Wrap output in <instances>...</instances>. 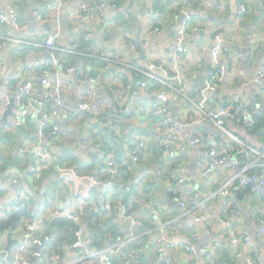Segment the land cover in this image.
<instances>
[{
    "label": "built area",
    "instance_id": "1",
    "mask_svg": "<svg viewBox=\"0 0 264 264\" xmlns=\"http://www.w3.org/2000/svg\"><path fill=\"white\" fill-rule=\"evenodd\" d=\"M72 1L46 0L44 5L34 3L30 10L32 20L41 28L35 34L36 38L40 37V42L27 38L29 24L24 20L16 0L5 1V10L0 11V26L4 27L6 34H0V53L13 47L15 53L22 56L24 46L28 45L43 49L44 54L31 59L19 73L12 75H7L9 63L0 54V122L13 105L11 116L4 126L5 132H16L21 127L29 129L35 123L41 142L48 140L71 151L78 144L93 149L103 164L87 174L79 172L75 166L59 165L60 156L51 150V145L43 147L39 142L23 140L16 149V155L18 158L33 159L29 165V177L33 176L36 181L42 176L43 168L52 163L56 164L58 175L63 180L72 178L85 184L88 194L99 190L106 210H118L127 232L121 233L115 242L102 250L94 249L91 239L85 238L83 224L88 205L75 208L52 204L48 214L35 215L24 222L19 228L21 236L18 244L5 255L2 254L6 248L0 250V264H38L30 260L28 253L31 247L38 248L39 231L55 217H65L77 226L75 241L70 246L75 256L64 264H115L119 257L126 259V264H134L125 249L130 243L140 244L143 233L138 232L145 228L147 222L131 206L123 201L115 203L109 195L115 184L121 183L125 176L135 171L134 166L147 159L149 154H154V151L172 160L174 172L168 180L170 187L167 197L186 211L198 208L201 203L200 191L197 186L188 184L182 161L191 153L197 157L196 164L202 177L208 179L216 176L218 186L210 197L221 200L224 207L233 211L239 209L240 190L250 189L253 195L261 196L264 200V153L257 152L227 128L230 119L237 126L254 128L260 111L244 108L241 103L214 106L213 101L210 102L209 94L217 92L218 84L228 73L225 57L229 50L219 44V32L214 34L216 43L209 50L211 68L205 74V88H192L186 78L188 68L184 56H188L189 48L185 40L192 32L203 29L194 23V17L186 9L184 0H181L179 13L181 25L162 61L143 59L137 50L135 35L119 40L120 44L127 46L126 51H121L117 45L96 43L91 27L93 24L99 30L117 25V20L105 17L107 11H117L118 16L128 15L120 10L116 1L78 0L76 10L69 16L73 27L70 30L62 21L64 8ZM251 1L237 0L238 18L246 16ZM150 4L149 13L155 19L151 18L154 23L144 29L143 40L141 36L144 50L148 48L153 34L163 33L161 27L155 26L157 14L154 4ZM206 7L208 10L224 9L226 1L208 0ZM66 31L68 35H65ZM81 33H84V43L90 44L88 53L78 49ZM132 50L135 52L129 54ZM206 50L204 47L203 51ZM91 60L101 65L93 66ZM114 72H127L129 80L123 82ZM256 81L264 83V61ZM207 123L217 129V134L211 136L198 130ZM124 126L131 128L132 134L126 139L125 153L119 160L114 151L107 149L100 134L108 133L113 140L120 141L124 138ZM229 143L235 144L230 151ZM250 153L254 157L251 158ZM145 174L140 172L139 178L143 179ZM23 176L24 173L17 169L5 177L7 189L15 197L11 204L2 203L0 194V219H4L17 205L29 200L34 193L31 190L30 195L20 187ZM150 204L163 207L166 201L160 198ZM159 213L160 210L155 209L151 221L155 224L153 245L162 264H173L177 252L193 258L197 256L195 243L201 239V235L194 234L189 244L175 240L176 224L174 221H162ZM193 217L197 222L209 223L207 215L194 213ZM254 222L258 226L257 237L264 239V218L256 217ZM205 231L211 232L208 227ZM230 235L234 245L242 240L248 253H251L253 240L250 235L240 236L234 229L230 230ZM3 238L5 236L0 233V243ZM202 253L210 257L213 254L207 249H203ZM251 255L258 257L257 252ZM36 256L39 257L40 253ZM59 257H52L50 264H59ZM251 260L249 257L248 263L253 264Z\"/></svg>",
    "mask_w": 264,
    "mask_h": 264
},
{
    "label": "crops",
    "instance_id": "2",
    "mask_svg": "<svg viewBox=\"0 0 264 264\" xmlns=\"http://www.w3.org/2000/svg\"><path fill=\"white\" fill-rule=\"evenodd\" d=\"M5 1L0 0V11L5 10ZM89 1L94 2L95 0ZM113 1L117 2V0ZM184 1L186 2V9L194 17V23L203 29L200 32H192L185 40V45L189 48L188 56H184V61L188 68L186 78L189 86L192 88L203 87L201 82L204 81L205 83V74L211 68L209 50L216 43L213 36L216 32H219V44L224 45L229 50L225 57L228 73L218 84L217 92L214 95L209 94L210 102L213 101L214 106L222 103H241L244 108L255 107V105L256 107L261 106L263 108L264 83H258L256 77L264 61V2L262 0H252L249 12L245 17L240 19L237 13V0H225L226 7L217 10L207 9L206 1L208 0ZM30 2L31 0H16L23 13L24 20L29 24L27 38L36 41L40 37L36 38L35 34H38L41 28L32 20L30 9L33 7V3L31 4ZM151 2L154 4L157 14L155 26L161 27L163 33L151 36L148 48L143 49L145 56H142L138 48V42L141 45V36L143 40L144 29L147 25L154 23V21L151 22V18L155 19V16L149 13ZM78 3V0H73L64 8L63 20H65L66 24L63 25H67L68 28L73 29L69 16L72 11L76 10ZM181 7V0H123L119 8L121 11H126L128 15L118 16L117 11H107L105 17L108 16L117 20V25L99 30L93 24L91 27L95 34L94 39L97 44L105 46L117 45L121 51H126L128 49L127 46L120 44L119 40L121 37L135 35L137 50L143 59L165 60L167 51L174 41L175 33L181 25V16L179 14ZM238 20L240 22L237 26L238 29H236L235 24ZM139 23L141 31L139 38H137ZM47 28L50 29V26H47ZM4 31H6L4 27H1L0 34L4 33ZM24 47L22 56H18L13 47L0 53L6 57L9 63L7 75L19 73L28 65L31 59L39 58L44 54V50L41 48L28 45ZM204 47L207 48L206 51H203ZM134 52L132 50L128 53ZM10 116L11 114L8 116V120ZM7 123L8 121L5 122L4 118L0 122V148H3L2 144L5 145L2 142L1 133L4 132V126ZM202 127L205 128L204 134L211 136L217 134V129L210 123L204 124ZM227 128L237 138L243 142H248L257 152L264 153V139L250 135L246 127L237 126L232 119L228 121ZM27 130L25 132H29ZM122 130L123 139H128L132 134V129L124 126ZM25 135L12 146L11 155L14 157H17L16 149L18 145L23 140H27L25 139ZM30 142H39L43 147L51 145L50 148L55 154L61 157L64 156V148L59 144L54 145V143L48 140L41 142L39 139H31ZM114 151L116 154L118 153L117 148ZM73 153L75 157H70L69 162L76 164L78 169H80V165L82 164L84 166L82 170L80 169L82 173L87 174L93 172V169H99L98 166L100 164L96 160L93 149L85 148L81 144H78ZM250 156L251 158L254 157L252 153H250ZM196 158V155L191 153L182 158V161L186 167L188 184L190 186H197L200 191L201 203L198 208L186 211L176 202L172 201V199H168L167 190L170 187L168 180L174 171L173 162L163 158L161 155L149 154L147 159H144L135 171L126 176L121 183L115 184L116 187L114 186L109 198L116 203L126 198L124 195L128 194L127 192L132 193L131 197H135L130 199L132 206L135 207L134 200L137 201L139 206V208L135 207L134 210L147 222L145 228L138 232L143 233L140 244L130 243L126 247L128 256L133 260L134 264H162L153 245L155 224L151 221L155 216L154 210L159 209V216H162V221H174L176 224L175 240L189 244L194 234L198 233L201 235V239L195 243L198 252L197 256L193 258L190 255L177 252L173 258V264H250L248 263L249 257H251L253 264H264V239L260 240L257 237L258 226L254 222L256 217L264 218L263 198L247 193L237 211L224 207L221 204V200L210 197V194L218 186L216 176L214 175L208 179L202 177L198 171ZM0 164L3 163L0 161ZM29 165L30 162L29 164L27 162V165L24 163L23 167L10 163L2 171L0 169L2 203L11 204L14 200L15 195L8 191L5 177L18 169L25 175L21 179L20 187L30 195L31 190L34 191L29 199L31 201L29 202V207H31L33 215L48 214L52 204H57L59 207L73 206L75 208H84L85 204H87L83 223L84 229L86 238L94 240V247L98 248L97 250L108 246L110 240L115 236L118 237L121 233L127 232V228L123 226L120 220L118 210H106L99 190H96L94 194H88L85 191L86 185L72 178H65L64 180L62 178L61 181L54 185H52L53 181L42 179V176L38 177L36 181L33 176L29 177L31 174ZM140 172H146L143 179L139 178ZM135 193H138V195H135ZM160 198L166 201L165 206L161 207L159 205V207L150 204L154 200L155 202L159 201ZM146 205L149 206L146 207ZM194 213L207 215L209 223L195 221L193 217ZM50 222L39 231L37 235L39 239L45 238L48 235ZM207 227L210 229V233L205 231ZM232 229L237 231L240 236H251L253 240L250 248L251 253H248V248L242 240H239L234 245L230 235V230ZM8 235H3L5 238L0 243V250H4L7 247ZM11 235L12 239L19 241L21 230L18 229L15 234ZM95 239L97 241L96 244ZM213 247L215 248L214 250ZM36 248V246L31 247L28 255L30 260H35L38 263ZM203 249L212 252V256L210 257L206 253L203 254ZM255 252L258 253V257L251 255ZM74 254V251L70 247L67 248L63 257L59 255V264L70 262L69 260L75 256ZM115 264H126V259L119 257L115 261Z\"/></svg>",
    "mask_w": 264,
    "mask_h": 264
},
{
    "label": "trees",
    "instance_id": "3",
    "mask_svg": "<svg viewBox=\"0 0 264 264\" xmlns=\"http://www.w3.org/2000/svg\"><path fill=\"white\" fill-rule=\"evenodd\" d=\"M46 0H31V4L33 3H39L41 5L46 4L45 2ZM121 1L123 2V0H117L118 4L121 5ZM32 4V6H33ZM23 16V13H22ZM24 18V17H23ZM70 30H72V28L69 27ZM6 34V33H4ZM83 35L84 33H81V35L79 36L80 38V43H79V50L88 53L90 48H88L90 46L89 43H84L83 41ZM37 41L40 42V39H37ZM94 42V41H93ZM93 66H100L101 63L96 62V60H91ZM115 76L119 79H121L123 82H126L129 80V74L127 72H114ZM258 106V105H257ZM249 110H255V111H260V115L258 117V122L257 125L254 128H247V132L250 135H254L257 136L258 138L264 139V106L263 108H261V106L255 107L251 106L249 108H247ZM199 131L204 132L205 133V128L200 127L198 128ZM26 129L21 127L19 128L16 132L12 131V132H2L1 136H2V142L5 143L2 144L3 148H0V161L3 164H0V169L1 171L10 163H14L17 164V166H22L23 164L27 162L29 164L32 163L33 159L29 158H18V157H14L13 155H11V150H12V146L19 141V139L21 140L22 136L25 135V139L30 140L31 139H38V135H37V126L35 123L31 124V127L27 130L29 132H25ZM32 133V134H31ZM132 133V131H131ZM100 139L106 144L107 149L109 151H114V149H118V153L115 154L118 156L119 160H122L123 156H124V147L127 144V140H120V141H115L112 139V137H110V135L108 133L105 134H100ZM235 144L234 143H229L228 145V151H230L233 146ZM114 146H116V148H114ZM107 150V151H108ZM154 154L156 155H161V153H159L158 151H154ZM75 157L73 151L65 149L64 150V156H60V161L58 162L59 165L61 166H65V165H69V166H75L77 168V170L79 172L82 173V168L84 166H82V164L80 165V169H78L76 164H73L72 162H69L70 157ZM97 162L102 165L103 163L101 161L98 160V155H95ZM66 158V159H64ZM10 160V161H9ZM170 162H172V160H169ZM142 163V161L137 165L134 166V170L140 166V164ZM162 164V163H161ZM98 166V165H97ZM174 169V167H173ZM174 172V171H173ZM172 172V173H173ZM42 179H47L49 181H53L52 185L58 183L59 181H61L62 177L59 175L58 176V172L56 170V164H52L50 163L49 165L45 166L42 170ZM126 177V176H125ZM120 188V187H119ZM128 194L124 195L126 196V198L122 199L121 201H123L124 203H126L127 205L131 206L133 209L135 207L139 208L137 201L134 200V205L135 207L132 206L130 199L135 198V197H131L132 193L127 192ZM247 193H251L250 189H246V190H240L238 191V199L240 201V203H242V201L245 199V195ZM134 194V193H133ZM135 195H138V193H135ZM29 202H31L30 200L27 203H22L20 205H17L16 208H14L12 211H10L6 217L4 219H0V233L1 235L4 234H15L17 232V230L24 224V222L26 220H29L31 218H33V212L31 210V207H29ZM33 215V216H32ZM77 229V226L70 220H68L65 217H55L51 220L50 225H49V232L48 235L45 238L39 239V244H38V248H36L37 253H40V260L38 261V264H50L51 263V258L55 255H61L62 257L65 255L66 249L69 248L73 242L75 241V237H74V232ZM117 239V237L115 236L113 239L110 240L109 243L111 242H115ZM91 246L94 249H98L96 247H94V240L91 239ZM96 241V239H95ZM97 243V241L95 242V244ZM98 247V246H97ZM107 247V246H106ZM102 250V249H99ZM125 252L128 254V250L125 249ZM118 259V258H117ZM34 262H36L34 260Z\"/></svg>",
    "mask_w": 264,
    "mask_h": 264
},
{
    "label": "water",
    "instance_id": "4",
    "mask_svg": "<svg viewBox=\"0 0 264 264\" xmlns=\"http://www.w3.org/2000/svg\"><path fill=\"white\" fill-rule=\"evenodd\" d=\"M63 24H66L65 20H63ZM138 32H137V38H139L140 36V31H141V25L139 23V27H138ZM65 35H68V31L65 32ZM138 48H139V51L141 53L142 56H145V51L141 48V45L140 43L138 42ZM205 78V76H204ZM201 85L203 86V88H205V83L204 81L201 82ZM12 108H13V105H11L8 109V111L5 113V116H4V121L7 122L8 121V116L12 113ZM86 238V236H85ZM18 244V241L12 239V235L9 234L8 235V245L4 251V253L2 255H5L8 251H11V249ZM39 261V257H37V262Z\"/></svg>",
    "mask_w": 264,
    "mask_h": 264
},
{
    "label": "rangeland",
    "instance_id": "5",
    "mask_svg": "<svg viewBox=\"0 0 264 264\" xmlns=\"http://www.w3.org/2000/svg\"><path fill=\"white\" fill-rule=\"evenodd\" d=\"M1 28V27H0Z\"/></svg>",
    "mask_w": 264,
    "mask_h": 264
}]
</instances>
